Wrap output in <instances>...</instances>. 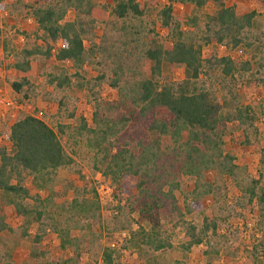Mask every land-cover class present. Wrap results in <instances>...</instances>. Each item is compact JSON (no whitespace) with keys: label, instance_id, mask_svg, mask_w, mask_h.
Returning a JSON list of instances; mask_svg holds the SVG:
<instances>
[{"label":"rangeland","instance_id":"1","mask_svg":"<svg viewBox=\"0 0 264 264\" xmlns=\"http://www.w3.org/2000/svg\"><path fill=\"white\" fill-rule=\"evenodd\" d=\"M35 1L0 0V98L8 102L0 103L6 110L3 116L0 115V147L10 148L8 130L11 123L22 114H32L55 130L71 162L59 168L53 179L42 182L41 186L32 184L29 179L25 181L31 195L38 199L26 198L24 202L43 212L42 229L38 230V222L25 226L23 217L9 215L10 229L0 231V264H51L57 258L68 257L72 259L68 262L71 264H106L102 257L106 247L112 250V264H264V256L260 253L264 252V203H257L253 210L244 209L240 204L243 199L240 187L249 185L251 178H260L259 187L264 188V165L260 163V148L264 147V85L259 82L263 71H256L257 61H264V7L259 1L221 0L224 5H234L238 14L250 10L257 12L254 31L258 38L252 50L241 46L230 48L224 44L216 47L213 43L202 46L204 59L228 55L236 65L245 60L254 65L250 71L239 69L232 77L225 78L212 60L206 63L197 80L208 93L217 113L226 120L224 150L234 155V163L238 166L234 176L217 168L203 172L204 180L214 184V195L203 202L194 201L190 193L195 187V177L178 169L183 149L176 150L181 154L178 155L174 147L186 138V132H182L178 140L171 135L159 136L151 132L150 122L165 119L166 112L140 113L131 103L130 96L134 82L143 77L154 76L160 83H177L185 78L182 65L168 62H162L159 73L153 75V61L142 56V44L147 40L142 34L152 37L156 33L161 43H171L166 28L160 25L159 10L171 1L172 17L179 22L183 39L198 42L205 31V16L214 15L221 3L204 0V5L198 7L184 0H138L145 14L141 22L144 32L141 31L137 35L139 39H134L128 51H124L127 35L120 29L122 22L111 14L115 0H91L90 14L78 13L87 24L83 38L85 60L76 67L55 59V49L61 41L47 38L38 30L37 23L28 14V6ZM76 14V10L70 8L65 19L74 18ZM193 18H196L194 24L191 23ZM35 45L51 49V55L33 54L26 71L16 69L14 63L24 59L21 50ZM59 73L70 77L68 85L57 87L54 82H49V74ZM22 78L28 83L16 92L12 82ZM114 80L116 85H111ZM237 105H249L256 112V125L260 130L258 142L244 143L243 132L235 120ZM96 107L98 116L116 129L125 117L131 119L110 138L111 152L125 147L137 156L141 142L145 146H157L161 156L159 172L177 182L174 191L184 219L197 231L204 216L218 217L215 236L208 231L201 244L186 249V225L179 223L174 214L163 210L160 238L170 246L154 249L141 240L140 228L147 230L148 225L139 221L138 213L133 209L136 189L129 195L117 197L115 194L121 191L113 182L111 172L105 173V167L95 168L93 149L75 129L81 116L87 122L91 121ZM123 173L126 175L124 180L132 186L142 177V171L133 179H129L124 170ZM101 185L108 187V192L103 191ZM73 198L81 205L71 207ZM0 200H4L1 195ZM32 216L34 218V214ZM54 225L61 233L53 229ZM24 227H27V235H22ZM37 232L42 237L40 242L34 243L33 236ZM63 233L70 243L61 247L59 237ZM31 251L35 257H31ZM75 252L79 257H74Z\"/></svg>","mask_w":264,"mask_h":264},{"label":"trees","instance_id":"2","mask_svg":"<svg viewBox=\"0 0 264 264\" xmlns=\"http://www.w3.org/2000/svg\"><path fill=\"white\" fill-rule=\"evenodd\" d=\"M184 1L198 7L204 5V0ZM214 1L221 3V6L214 15L205 16L207 18L205 31L198 42L183 39L179 29L180 24L172 17L171 1L159 10L160 25L166 28L171 43L170 45L161 43L156 33H153L152 37L142 34L147 39L146 44H142L144 45L142 56L153 61L154 64L151 66L153 75L159 73L162 62H168L182 65L185 78L177 83H160L154 76L143 77L134 82L131 88L132 96H130L131 103L135 108H139L140 113L158 110L166 112L165 119H153L150 122L148 128L151 132L158 133L159 136L171 135L175 140H178V137L181 138L182 132H186V138L178 142L174 152L181 155L176 150L183 149L178 169L184 174L195 177V187L190 193L193 200L197 202H203L214 195V184L204 180L205 170L217 168L220 172L234 176L238 168L234 163V155L224 150L226 120L217 113L208 93L201 85H198L197 80L203 73L206 63L212 60L220 67L221 74L225 78L232 77L239 69L244 72L250 71L254 66L249 60L236 65L228 55H214L213 59H204L202 46L213 43L216 47L224 44L230 48L241 46L252 50L258 38L254 31L257 15L255 10L238 14L234 5H224L221 0ZM258 1L264 7V0ZM91 7V0H37L28 6V14L37 23L38 30L43 36L61 41L55 49V59L69 62L77 67L85 60L83 38L86 36L85 25L87 24L81 20L78 13L81 11L90 14ZM70 8L76 10L77 14L74 18L65 19ZM111 14L116 20L122 22L120 29L127 35L124 51H128L130 48L128 46L134 42V39H139L137 35L141 31L144 32L141 26L145 16L144 9L138 0H115ZM191 23H196V18L191 19ZM36 38H38L37 35ZM50 51L51 49H42L38 45L30 49L23 48L21 53L24 59L15 62L14 67L26 71L31 55L50 56ZM257 62L256 71H263L259 82L264 85V61ZM119 64L117 65L121 69ZM113 73L118 74L115 71ZM48 77L49 82H54L57 87L70 83V77L65 73L49 74ZM115 82L116 80L111 82V85H116ZM26 83H28L27 80L22 78L18 82H12L11 86L13 90L20 92ZM133 113L134 109L130 115L132 116ZM256 119V112L249 105H237L235 108V120L243 132L244 143L258 142L260 130L256 125ZM130 120L125 117L121 121V126L116 129L98 116V107H96L91 121L87 122L81 116L75 129L78 135L85 137L93 149L95 168L105 167L107 168L104 170L105 173L111 172L113 182L121 191L115 194L117 197L129 195L133 189H136L133 209L137 211L139 221H145L148 225L147 230L140 228L141 240L154 249L170 246V243L160 238L162 228L160 214L163 210L174 214L179 223L186 225V249L201 244L208 231L215 236L218 217L204 216L203 223L197 231L193 224L184 219V213L174 191L178 185L177 182L159 172L158 162L161 156L158 155L157 146H145L141 142V149L137 156L125 147H118L115 152H111L110 147L113 143L110 138ZM8 140L9 149L0 147V195L4 199L0 200V231L10 229L7 220L9 215L23 217L25 226L38 222V230H40L42 229L40 218L43 212L37 210L36 206H29L24 202L26 198H33L34 201L38 199L37 196L31 195L25 181L29 179L32 184L41 186L42 182L52 180L59 168L70 164L71 158L66 154L55 130L36 115L22 114L16 118L9 127ZM155 143H158L157 139ZM260 151V163L264 165V147H261ZM171 154L169 156L173 158ZM166 161L169 166H172L169 159ZM134 165H136L135 168H133ZM123 170L129 179H133L141 171L142 177L135 186L128 185V182L124 180L126 175ZM148 170H151V173ZM259 184L260 178H251L249 185L240 187L243 196L240 204L244 209L253 210L252 207L257 203H264V188H260ZM84 201L87 202V200ZM80 205L76 198L70 201V206L73 208ZM53 229L61 233L56 225ZM26 231L27 227H24L22 235H27ZM41 237L42 235L37 232L33 236V242H40ZM69 243L70 240L66 234H60L59 245L64 247ZM260 253L264 256L263 251ZM34 254L33 251L30 252L31 257H35ZM74 257L79 255L75 252ZM102 257L106 264L113 263L112 250L109 247L103 250ZM69 261H72L69 257L61 260L57 258L51 264H71L68 263Z\"/></svg>","mask_w":264,"mask_h":264},{"label":"built area","instance_id":"3","mask_svg":"<svg viewBox=\"0 0 264 264\" xmlns=\"http://www.w3.org/2000/svg\"><path fill=\"white\" fill-rule=\"evenodd\" d=\"M0 103L7 104L8 102L5 101L4 99L0 98ZM0 110H1L0 115L3 116L4 115V111H6V110L2 109L1 107H0ZM101 189H103V191H105V192H108V187H106V186L101 185ZM110 245L113 247L114 243L112 242Z\"/></svg>","mask_w":264,"mask_h":264}]
</instances>
